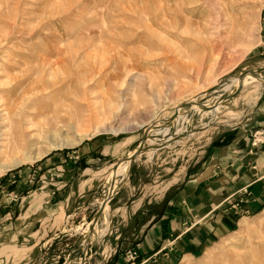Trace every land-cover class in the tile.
<instances>
[{
	"label": "rangeland",
	"instance_id": "1",
	"mask_svg": "<svg viewBox=\"0 0 264 264\" xmlns=\"http://www.w3.org/2000/svg\"><path fill=\"white\" fill-rule=\"evenodd\" d=\"M259 68L264 0H0V97L14 91L8 97L21 104L29 95L19 134L33 135L30 149L0 165L41 156L0 173V264L151 263L131 247L171 198L187 217L202 210L206 224H221L172 264H264V147H252L264 144L255 129L264 124V71L250 72ZM143 138L132 170L145 198L139 213L113 216L105 204L93 228H107L92 241L90 220L62 225L55 171L29 169L73 165L82 145L99 140L117 163Z\"/></svg>",
	"mask_w": 264,
	"mask_h": 264
},
{
	"label": "crops",
	"instance_id": "2",
	"mask_svg": "<svg viewBox=\"0 0 264 264\" xmlns=\"http://www.w3.org/2000/svg\"><path fill=\"white\" fill-rule=\"evenodd\" d=\"M258 128L262 130H258ZM255 129L258 130L262 136L261 138L264 140V124L257 125ZM255 144V149L258 152H263L262 147H264V144L254 142L253 148ZM79 153L81 154V159L79 161L73 160V165L68 163L49 165V163L45 162L44 164L35 166L34 170L29 169L34 172L36 169L38 173L41 172L43 175L49 171H55L56 174L52 178V183L56 188L58 187V194L60 196L58 206L55 208L57 213L55 214H60L61 209H64L65 217L62 225H67L69 222L68 218L70 217L76 216L80 221L83 220L82 223L84 220L86 222L93 217L101 204L96 197V191L99 190L103 183L106 172H108L113 164H116V159H119L118 152H110L109 147L104 145V143L101 144L100 140L82 145ZM142 157L143 152L133 160L128 177L129 182L127 181L125 185L116 191L108 204L113 216L120 215L125 219H130L139 213L141 209L145 198L144 196L139 197V193L134 191L135 185L132 184V181L135 177L132 170L137 169L136 163ZM66 175H69L68 180L63 179ZM71 177H73L72 182L70 181ZM191 181L194 182L195 179ZM261 185L257 184L256 186ZM69 194L71 195L68 197ZM63 196H67L68 198L64 200ZM175 198L181 201V203L184 202L178 196ZM187 210L184 205L177 206L174 204V199L171 198L159 219L150 218L147 226L141 230L143 231V237L131 247V251H136L140 257L146 256L148 259L150 258L151 263L148 264H172L180 256L177 254L193 250L209 235L214 236L221 232V224H219V227H215L213 224H206L204 222L205 218L201 217L202 210H198L200 214L198 213L193 218L187 217ZM212 212L213 210H209L207 217ZM193 219L195 220L193 221ZM185 242H187V245H191L190 248L186 245L184 246ZM161 251H163L162 257H157L156 255ZM152 255L156 257L151 258Z\"/></svg>",
	"mask_w": 264,
	"mask_h": 264
},
{
	"label": "bare ground",
	"instance_id": "3",
	"mask_svg": "<svg viewBox=\"0 0 264 264\" xmlns=\"http://www.w3.org/2000/svg\"><path fill=\"white\" fill-rule=\"evenodd\" d=\"M124 63H125V60H124ZM218 77H220V76H217V78ZM244 78H242L241 80L239 79V81L236 80L235 82L237 84H243L244 85L245 83L248 82V79L244 80ZM251 80H254V77H252ZM14 89L15 88H13V90ZM10 93L14 94L16 92H14V91L10 92L9 90H7V92H4L3 94H1V97H0V159H2L5 156L9 157L10 155H12L14 153H17L18 151L24 152L25 150L30 149L32 147L31 144H32V136L33 135L26 134V135L23 136L24 138H22V137H20V134H19V132H21L24 129V127L27 125V123L30 120V117H29L28 113L25 110L27 108V107L25 108V105H26L27 100H30L31 98L29 97L30 99H28V96H29L28 94H26L27 95L26 98H24L25 96L23 97L21 95L23 97V103L21 102V104H19L20 101L18 103L17 100L14 99V97L13 98L12 97H8V95H10ZM4 97H7V98H4ZM2 100H4V101L2 102ZM216 106H215L214 109H217ZM93 130H94L93 133L99 132L100 130L102 131V129L100 127L99 128L97 127L96 129H93ZM57 131L58 130H56L55 132H57ZM164 131H166V129ZM166 132H164V133H166ZM58 133H59V131H58ZM89 135H91V134L85 133L78 140V142H80L81 140H83L85 137H87ZM56 147L57 146L54 145V146H52V149H55ZM134 151L135 150L130 152V154H132ZM40 158H41L40 154H36L35 156H30V155L27 156L26 155L23 158L17 159L15 161L11 162V163L1 164L0 165V173H1V171L8 170V169L18 165L19 163H21L23 161L36 160V159H40ZM128 167H129L128 161H124V162H121L112 171L110 177L112 178V180L114 182H112L110 190L111 189H115L118 186V183L124 184L127 181H129L128 180V173H129L128 172L129 171ZM117 176H121V177L119 179H117L116 178ZM106 211H107V208L105 207L104 212L106 213ZM105 223H107V222L105 221ZM106 228H107L106 225H105V227H103V229L92 228L90 230V235H89L90 236L89 237L90 241H92V239L95 238L100 233L101 234L104 233Z\"/></svg>",
	"mask_w": 264,
	"mask_h": 264
},
{
	"label": "water",
	"instance_id": "4",
	"mask_svg": "<svg viewBox=\"0 0 264 264\" xmlns=\"http://www.w3.org/2000/svg\"><path fill=\"white\" fill-rule=\"evenodd\" d=\"M256 71H264V68H259V69H255V70H251L250 72H256ZM215 106V104L213 105V107ZM144 143H145V138H143V140H141L140 142H139V144L137 145V147L135 148V151L132 153V154H130L129 155V153L131 152H129L121 161H119V162H117L116 164H115V167H114V169L117 167V165L120 163V162H123V161H128V163H129V167H128V169H129V171L128 172H130V166H131V163L133 162V160L143 151V145H144ZM134 150V149H133ZM113 169V170H114ZM128 177H129V173H128ZM113 182V181H112ZM121 185L120 186H117L115 189H111L110 190V187H111V185H112V183H111V185L109 186V188H108V192H107V194L105 195V197L102 199V201H101V204H100V206H99V209L95 212V214L93 215V217L90 219V222H91V225H90V229H92L94 226H95V224L98 222V219H99V217L101 216V215H103V213H104V209H105V204H109V202H110V200L112 199V197L114 196V194L116 193V191L120 188V187H122L124 184H122V183H120ZM87 246V245H86Z\"/></svg>",
	"mask_w": 264,
	"mask_h": 264
},
{
	"label": "built area",
	"instance_id": "5",
	"mask_svg": "<svg viewBox=\"0 0 264 264\" xmlns=\"http://www.w3.org/2000/svg\"><path fill=\"white\" fill-rule=\"evenodd\" d=\"M73 157L76 159V158H78V154H75L74 155V151H73Z\"/></svg>",
	"mask_w": 264,
	"mask_h": 264
}]
</instances>
